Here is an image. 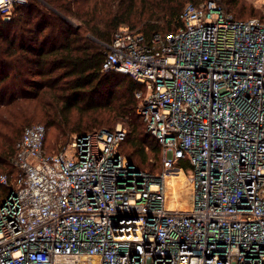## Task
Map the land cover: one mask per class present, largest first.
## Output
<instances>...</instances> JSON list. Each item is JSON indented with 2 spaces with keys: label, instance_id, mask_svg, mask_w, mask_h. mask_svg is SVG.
Instances as JSON below:
<instances>
[{
  "label": "built area",
  "instance_id": "obj_1",
  "mask_svg": "<svg viewBox=\"0 0 264 264\" xmlns=\"http://www.w3.org/2000/svg\"><path fill=\"white\" fill-rule=\"evenodd\" d=\"M26 3L2 0L1 19ZM181 20L172 34L122 27L102 44V70L143 86L137 114L161 171L121 154L124 128L48 153L47 128L27 127L0 206V264H264V22L212 0Z\"/></svg>",
  "mask_w": 264,
  "mask_h": 264
},
{
  "label": "trees",
  "instance_id": "obj_2",
  "mask_svg": "<svg viewBox=\"0 0 264 264\" xmlns=\"http://www.w3.org/2000/svg\"><path fill=\"white\" fill-rule=\"evenodd\" d=\"M205 1L27 0L10 21L0 17V175L9 180V187L0 184V206L15 186L16 143L27 127L41 123L47 128L48 153L49 129L60 152L72 135L113 131L122 123L127 136L121 154L148 173L141 166L149 155L161 166V147L137 114L135 94L143 86L128 75L102 70V44H110L122 27L146 41L154 34L175 33L185 5ZM212 1L235 20L255 18L244 17L246 10L260 17L243 0ZM259 20L264 22V17Z\"/></svg>",
  "mask_w": 264,
  "mask_h": 264
},
{
  "label": "rangeland",
  "instance_id": "obj_3",
  "mask_svg": "<svg viewBox=\"0 0 264 264\" xmlns=\"http://www.w3.org/2000/svg\"><path fill=\"white\" fill-rule=\"evenodd\" d=\"M243 1L248 7H250V9H253V11H255V13H259L260 14V17H258V14H257V16L256 15H251L250 11L246 10L244 17L248 18V17L252 16V17H255L257 19H259L261 17H264V0H243ZM140 13H141V7L139 6V8L136 10L135 14L139 15ZM71 23L73 25L77 26V24H75L73 21H71ZM41 125H44V124L41 123ZM117 128L126 129V126H124L122 123H117L110 130H115ZM101 130L106 131V130H109V129H101ZM101 130L98 129L97 131H101ZM53 135H54V130L49 129L48 130V136H47V144H48L47 147L49 146V149H50L51 153L57 152L56 150L59 149V147L57 148V147L54 146ZM125 150L128 151V148L125 147ZM135 162L138 165H140L136 160H135ZM141 168L146 170V171H149L150 173H154L155 174V172L158 171L161 168L160 161L158 159V161H156V163H155V160L153 158H151V156L149 155V160L147 161V163L145 165H142ZM156 173H158V172H156Z\"/></svg>",
  "mask_w": 264,
  "mask_h": 264
},
{
  "label": "snow or ice",
  "instance_id": "obj_4",
  "mask_svg": "<svg viewBox=\"0 0 264 264\" xmlns=\"http://www.w3.org/2000/svg\"><path fill=\"white\" fill-rule=\"evenodd\" d=\"M0 2H2V0H0Z\"/></svg>",
  "mask_w": 264,
  "mask_h": 264
}]
</instances>
